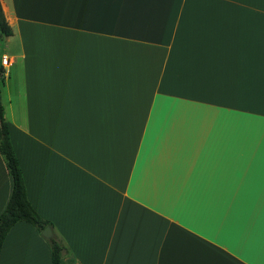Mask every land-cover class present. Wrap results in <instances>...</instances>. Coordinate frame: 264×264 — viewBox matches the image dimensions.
I'll use <instances>...</instances> for the list:
<instances>
[{
  "label": "crops",
  "instance_id": "crops-1",
  "mask_svg": "<svg viewBox=\"0 0 264 264\" xmlns=\"http://www.w3.org/2000/svg\"><path fill=\"white\" fill-rule=\"evenodd\" d=\"M1 4L0 264H264V0Z\"/></svg>",
  "mask_w": 264,
  "mask_h": 264
},
{
  "label": "trees",
  "instance_id": "trees-1",
  "mask_svg": "<svg viewBox=\"0 0 264 264\" xmlns=\"http://www.w3.org/2000/svg\"><path fill=\"white\" fill-rule=\"evenodd\" d=\"M0 0V38L13 35ZM2 70H0V153L4 157L6 167L13 180V190L10 200L0 215V254L4 241L10 230L20 222L30 223L42 232L52 223L43 219L29 201L24 175L15 153L9 124L5 119V108L2 101ZM52 251L53 264H61L65 251L64 245L56 238L49 240Z\"/></svg>",
  "mask_w": 264,
  "mask_h": 264
},
{
  "label": "built area",
  "instance_id": "built-area-1",
  "mask_svg": "<svg viewBox=\"0 0 264 264\" xmlns=\"http://www.w3.org/2000/svg\"><path fill=\"white\" fill-rule=\"evenodd\" d=\"M1 63H2V66H3L4 68H6V67L10 66V64H11V59H10L9 57H7V56H3V57L1 58Z\"/></svg>",
  "mask_w": 264,
  "mask_h": 264
},
{
  "label": "water",
  "instance_id": "water-1",
  "mask_svg": "<svg viewBox=\"0 0 264 264\" xmlns=\"http://www.w3.org/2000/svg\"><path fill=\"white\" fill-rule=\"evenodd\" d=\"M43 235L45 236V238H51L53 236L52 230L50 227H47L44 231H43Z\"/></svg>",
  "mask_w": 264,
  "mask_h": 264
},
{
  "label": "rangeland",
  "instance_id": "rangeland-1",
  "mask_svg": "<svg viewBox=\"0 0 264 264\" xmlns=\"http://www.w3.org/2000/svg\"><path fill=\"white\" fill-rule=\"evenodd\" d=\"M2 53H3V43L1 42V39H0V60L2 58Z\"/></svg>",
  "mask_w": 264,
  "mask_h": 264
}]
</instances>
